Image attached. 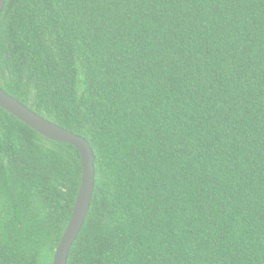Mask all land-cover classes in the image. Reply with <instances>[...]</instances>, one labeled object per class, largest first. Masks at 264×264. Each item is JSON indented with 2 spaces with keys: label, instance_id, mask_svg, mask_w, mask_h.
I'll return each mask as SVG.
<instances>
[{
  "label": "trees",
  "instance_id": "1",
  "mask_svg": "<svg viewBox=\"0 0 264 264\" xmlns=\"http://www.w3.org/2000/svg\"><path fill=\"white\" fill-rule=\"evenodd\" d=\"M0 88L95 156L66 264H264V0H6ZM81 175L0 108V264H52Z\"/></svg>",
  "mask_w": 264,
  "mask_h": 264
},
{
  "label": "water",
  "instance_id": "2",
  "mask_svg": "<svg viewBox=\"0 0 264 264\" xmlns=\"http://www.w3.org/2000/svg\"><path fill=\"white\" fill-rule=\"evenodd\" d=\"M5 2L6 0H0V15ZM0 108L46 139L73 146L80 155L82 175L78 194L68 224L55 249L52 262V264H66L69 250L88 214L95 187V156L93 151L90 144L83 137L37 115L1 88Z\"/></svg>",
  "mask_w": 264,
  "mask_h": 264
}]
</instances>
